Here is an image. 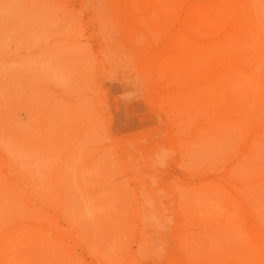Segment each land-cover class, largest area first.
Wrapping results in <instances>:
<instances>
[{
	"label": "rangeland",
	"instance_id": "rangeland-1",
	"mask_svg": "<svg viewBox=\"0 0 264 264\" xmlns=\"http://www.w3.org/2000/svg\"><path fill=\"white\" fill-rule=\"evenodd\" d=\"M263 26L264 0H0V264H264Z\"/></svg>",
	"mask_w": 264,
	"mask_h": 264
},
{
	"label": "bare ground",
	"instance_id": "bare-ground-1",
	"mask_svg": "<svg viewBox=\"0 0 264 264\" xmlns=\"http://www.w3.org/2000/svg\"><path fill=\"white\" fill-rule=\"evenodd\" d=\"M216 1H217V0H216ZM243 1H244V0H243ZM251 1H252V0H251ZM214 3H215V2H214ZM220 3H221V1H220ZM223 3H224V2H223ZM223 3H222V5H223ZM246 3H247L246 1H245V4L242 3V4H241L242 7L245 6ZM249 3H250V2H249ZM236 4H237V3H236ZM238 4H239V3H238ZM239 6H240V5H239ZM246 6H248V5H246ZM249 6H250V4H249ZM212 7H214V6H212ZM216 7H217V6H216ZM219 7H220V6H219ZM250 7H251V6H250ZM217 8H218V7H217ZM226 8H227V5H226ZM243 8H244V7H243ZM219 9H222V8H218V12L220 11ZM233 9H234V8H233ZM246 9H247V7H246ZM216 10H217V9H216ZM222 10H223V9H222ZM225 10H226V9H225ZM231 10H232V9H231ZM240 10H241V9H240ZM242 11H243V13H245V12H244V9H242V10H241V13H239V14H243ZM246 11H248V10H246ZM209 12H210V11H209ZM212 12H213V11H212ZM215 12H216V11H215ZM220 12H221V11H220ZM222 12H223V11H222ZM249 12H252V11L249 9ZM249 12H247V13H249ZM226 13H227V12H226ZM261 13H262V12H261ZM211 14H212V13H211ZM214 14H215V13H214ZM227 14H228V13H227ZM234 14H235V13H234ZM212 15H213V14H212ZM229 15H230V14H229ZM229 15H228V16H229ZM232 15H233V13H232ZM237 15H238V14H237ZM247 15H248V14H247ZM251 15H253V14L251 13ZM234 16H235V15H234ZM245 16H246V15H245ZM245 16H244V17H245ZM261 16H262V15H261ZM213 17H214V16H213ZM215 17H216V16H215ZM236 17H237V16H236ZM247 17H248V19H249V15L246 16V18H247ZM225 18H226V16H225ZM228 18H230V17H228ZM251 18H252V17H251ZM261 18H262V17H261ZM231 19L233 20V18H231ZM241 19H242V17H241ZM241 19H240V20H241ZM242 20H243V19H242ZM237 21H238V20H237ZM245 21H246V20H245ZM254 21H256V20H254ZM259 22H260V21H259ZM223 23H224V22H223ZM236 23H237V22H236ZM239 23H241V21H240ZM254 23H256V24L258 25L257 22H254ZM227 24H228V23H227ZM230 24H231V23H230ZM256 24H254V25L257 26ZM259 24H260V23H259ZM262 24H263V22H262ZM245 25H247V24H245ZM241 26H242V25H241ZM251 26H252V25H251ZM258 26H259V25H258ZM258 26H257V27H258ZM260 26H261V24H260ZM236 27H237V26H236ZM263 27H264V26H263ZM225 28H226V27H225ZM225 28H224V29H225ZM228 28H231V26L228 27ZM228 28H227V29H228ZM237 28H239V27H237ZM237 28H236V29H237ZM253 28H254V27H253ZM234 29H235V28H233L232 30H234ZM241 29H242V28H241ZM241 29H240V30H241ZM256 29H257L258 31H259V30L262 31V30L260 29V27H259V29H258V28H255L253 32H255ZM243 30H244V29H243ZM228 31H229V30H228ZM241 31H242V30H241ZM236 32H237V31H236ZM248 32H249V31H248ZM253 32H252V33H253ZM256 32H257V31H256ZM244 33H245V32H243V34H244ZM250 33H251V32H250ZM250 33H248V34H250ZM257 33H258V32H257ZM260 33L262 34V32H260ZM260 33H259V34H260ZM230 34H231V33H230ZM233 34H234V32H233ZM254 34H255V33H254ZM254 34H253V35H254ZM263 34H264V32H263ZM237 35L242 36L241 33H238ZM256 35H257V34H256ZM233 36H234V35H233ZM235 36H236V34H235ZM239 36H238V38H239ZM248 36H249V35H248ZM250 36H251V35H250ZM250 36H249V37H250ZM260 36H261V35H260ZM243 37H246V36H243ZM249 37H248V38H249ZM256 37H257V36H256ZM250 38H251V37H250ZM253 38H255V37H253ZM234 39H236V37H234ZM262 39H263V36H262ZM262 39H261V40H262ZM236 40H237V39H236ZM236 40H235V41H236ZM239 40H240V38H239ZM250 40H253V39H250ZM250 40L248 39V41H250ZM245 41H247V40H245ZM257 41H258V40H257ZM257 41H256V42H257ZM262 41H263V40H262ZM230 42H231V41H230ZM242 42H243V40H242L240 43H242ZM250 42H251V41H250ZM250 42H248V43H250ZM223 43H226V41L223 42ZM248 43L246 42L245 44H248ZM230 44H231V43H230ZM232 44H235V43H233V41H232ZM263 44H264V43H263ZM228 45H229V44H228ZM243 45H244V44H243ZM245 88H246V87H245ZM250 93H251V92H250ZM198 220H199V218H198Z\"/></svg>",
	"mask_w": 264,
	"mask_h": 264
}]
</instances>
